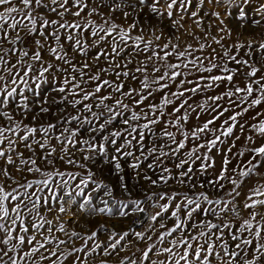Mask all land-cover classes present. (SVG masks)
<instances>
[{"label": "snow or ice", "instance_id": "1", "mask_svg": "<svg viewBox=\"0 0 264 264\" xmlns=\"http://www.w3.org/2000/svg\"><path fill=\"white\" fill-rule=\"evenodd\" d=\"M0 264H264V0H0Z\"/></svg>", "mask_w": 264, "mask_h": 264}]
</instances>
